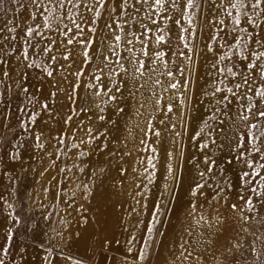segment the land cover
Segmentation results:
<instances>
[{
  "label": "rangeland",
  "instance_id": "rangeland-1",
  "mask_svg": "<svg viewBox=\"0 0 264 264\" xmlns=\"http://www.w3.org/2000/svg\"><path fill=\"white\" fill-rule=\"evenodd\" d=\"M177 2L182 9L186 0ZM220 3L221 0H216L217 5ZM136 8H140L139 13L129 7L130 15L126 14L124 19L129 20L137 36L143 31L140 24L147 25L151 31L144 38L145 45L166 55L163 62L155 57L149 61L138 51L141 45L135 43L136 56L156 71H146L145 88L126 104L121 102L125 111L116 113L112 102L105 103L107 97L96 96L95 89L88 87L97 83L94 74L101 75L97 68L103 67L104 55H110L108 46L113 33L104 27L108 12L102 11V17L92 24L93 13L83 7L73 9L78 23L83 18L84 34L68 45L72 55L64 61L61 54L65 51L66 38L55 29L67 24L75 31L69 19L52 21L53 30L41 27L42 36L28 38L27 28L42 24L39 17L32 20L29 16L35 9L28 6L27 0L17 4L0 0V28H4L0 32V47L4 49L0 58L7 61L3 68L11 75V79L0 77V101H6L13 113L9 120L0 121L6 125L0 127V249H7V254H0V258L5 264H74L78 260L83 264H193L191 259L184 261L180 256V245L184 244L189 251L192 246L198 251L209 248L203 241L215 240L220 230L244 244L240 264H264L261 243L256 244L261 253L256 260L248 252L252 237L241 230L239 210L233 212L229 207L231 203L243 204L238 193L248 194L237 181L243 165L234 160L231 165L226 163L233 159L231 148L235 137L244 131V122L239 119V104L244 101L234 102L228 117L216 113L219 119H210L217 107L215 100L221 95L212 97L211 93L216 87L223 89L234 84L229 82L230 76L225 79L212 67L218 57L208 52L207 46L215 49L224 45L225 40H231V35L226 33L233 25L212 0H194V7L188 10L191 27L188 17L181 19L180 9L168 4L163 10L139 4ZM223 8L236 14L227 2ZM245 11L252 14L250 8L241 10ZM150 16L158 21L162 31L152 24ZM168 16L173 19H166ZM177 19L179 25L173 22ZM254 19L264 27V13ZM220 20L225 23L220 25ZM89 27L96 32L89 33ZM241 27L251 30L243 22ZM220 28H224L223 33ZM116 31L123 38L124 33ZM158 35L165 37L164 44L155 42ZM86 38L94 43L89 49L91 62L82 65L83 45L79 41ZM26 39L33 47L24 43ZM45 47H51L52 51H43ZM24 48L29 55L24 63L33 65L25 69L23 84L29 89L28 94L21 93L17 87L19 73L11 71L23 67L17 56ZM118 51L130 55L123 42ZM225 52L231 55L227 46L220 49V54ZM53 55L56 61L50 59ZM232 63L226 59L218 67ZM48 70L53 71L51 77L46 74ZM77 70L83 71L79 78L73 74ZM108 71L105 68V73ZM167 71L174 75L168 77ZM115 79L104 76L108 87H112ZM156 79L161 81L158 87L154 86ZM170 82H181L183 86L171 89ZM74 84L78 87L73 91ZM69 93L75 102L68 99ZM124 95L128 96L127 91ZM156 96L162 97L160 105L155 103ZM42 103L49 105L50 116L40 108ZM141 104L144 106L140 107ZM166 104L173 106L172 112L166 111ZM220 107L223 109V105ZM32 115H36L35 121L30 120ZM69 115L72 120L65 124ZM101 115L104 120L99 119ZM149 124L161 133L159 137L148 130ZM261 127L264 130V120ZM88 128L93 135L99 132L105 135L89 143ZM201 128L203 132L193 139ZM220 128L225 131L217 137ZM209 134L222 147L210 145L209 150L202 152L198 144ZM37 135L41 137L39 141L35 139ZM169 151L173 153L171 159L167 157ZM206 153L217 161L212 173L207 172L204 163ZM150 159L155 167L148 163ZM169 164L173 169L171 175L167 170ZM200 172L206 173L204 178ZM205 180V187L193 195L196 184ZM220 189L225 191L217 196ZM244 214L250 215L247 209ZM250 224L258 227L256 221ZM259 232L264 233V228ZM196 241L202 247L194 244ZM141 249L146 252L143 261L137 259Z\"/></svg>",
  "mask_w": 264,
  "mask_h": 264
},
{
  "label": "snow or ice",
  "instance_id": "snow-or-ice-1",
  "mask_svg": "<svg viewBox=\"0 0 264 264\" xmlns=\"http://www.w3.org/2000/svg\"><path fill=\"white\" fill-rule=\"evenodd\" d=\"M19 2L20 0H11V3L13 4H17ZM225 2H227L231 9L236 10L235 15H233L232 11H228L226 8H223ZM27 4L30 8L35 9L34 11L29 12L30 18L32 20H36L37 17H39L42 20V24L38 23L35 27L29 26L27 28L25 36L28 38H31L34 35L42 36L43 33L39 31L41 27L49 31L53 30L52 21L62 22L65 18H67L71 21V24L74 25L75 31H73V28L69 27L67 24H63L62 29L59 25L55 29L56 31L61 32V34L66 38L65 51L61 54V58L64 61H68L72 55V49L69 48L68 45L73 44L76 36L84 34V29L82 27L83 18H81V23H78L74 18L75 14L73 9L79 10L83 7L88 12L93 13L90 19V23L92 24L96 23L97 19L102 17V11L108 12L111 22H109V19H105L104 27L108 28L113 33L112 42L108 46L110 55H104L102 62L103 67L97 68V71L100 72L101 75L94 74V80L97 83L89 84L88 87L95 89L94 94L96 96L107 97L105 103L112 102L116 113H123L125 111V107L122 106L121 102L126 104L129 98L135 97L141 89L145 88L148 83V80L145 79L146 71H156L154 67H151L148 63L136 56L135 53L137 49H135V43L138 42L141 45L138 51L142 56L147 57L149 61L155 57V59L163 62V58L166 55L164 52L150 49L145 45L144 38L147 37L148 32L151 31L147 25L143 23L140 24V28L143 29V31H141L139 36H137L136 31L133 30L129 20L124 19L125 15L128 14V8H135L137 13L140 12V8H136L137 4L149 5L153 8V10H163L166 4H168L171 8L180 9V5L177 0H151V3L150 0H135V3H132V0H27ZM212 4L217 8H221L226 13V17L230 19L233 27L228 33H226V35H231V40H225L224 45H220L215 49H213L211 45H208L207 51L214 52L218 57L216 63L212 65V67L216 69L217 74L223 75L225 79L230 76L231 80L229 82L234 84V87L225 86L223 89L220 87H216L214 89L211 93L212 97H216L217 93H220L221 95L219 99L215 100L217 107L210 119H219L216 113H221V115L228 117L233 103L239 102L240 100L244 101V103L239 104V119L244 122V131L240 132L235 137L234 146L231 148L233 159L226 161V163L231 165L234 160L243 165L237 176V181L238 186H242L244 191L248 194L242 195L238 193L237 195L239 196V201H242L243 204L240 205L238 203H231L229 207L233 212L239 210V219L243 221L241 230L249 233L252 237V239L248 242V252L251 256L255 257L256 260H259L261 253L257 251V242H260L262 248H264V233L259 232L260 228H264V214H261V209H264V175L261 174L262 171H264V163H260L261 160H264V130H262L261 127V121L264 120V51L260 50L264 49V27L255 21L254 16L264 13V8H262L264 0H221L219 5L216 4V0H212ZM193 7L194 0H186L183 8L180 9L181 19L187 16L189 27H191L192 18L191 16H188V10ZM245 8H250L252 10V14L250 15L247 11L241 12V10ZM61 12L63 14H60ZM114 13H116V15H113ZM149 19H151L153 25L157 26L158 31L163 30L159 27V23L156 19H152L151 16ZM166 19L171 20L173 18L168 16ZM173 22L177 25L180 24L179 19L174 20ZM242 22L250 25L251 30L247 27H241ZM224 23V20L219 21L220 25H223ZM114 25L115 28H113ZM125 25H127V30ZM4 27H7V25ZM117 29L119 32L124 33L123 38L120 34H117ZM257 29H259V31H257ZM3 30L4 28H0V32ZM13 30L14 29H8V31ZM182 31L186 32L189 31V29H182ZM88 32L95 33L96 29L89 27ZM220 32L223 33L224 28H220ZM69 33H72V35L69 36ZM13 39H15V37H13ZM180 39L183 40L184 37L180 36ZM212 39H215V37H212ZM121 42L124 44L125 51L130 55H122L118 51ZM155 42L157 44H164L166 42L165 37L163 35L155 36ZM24 43L27 44L28 47H33L27 39ZM51 43H55V41H50V44ZM79 43L83 45V58L81 64L84 65L91 62L89 49L92 47L94 41L91 38H86L79 41ZM225 46L229 48L231 55H229L228 52L220 54V49ZM97 47H99V45H97ZM185 47H188V45L185 44ZM43 51L51 52L52 49L51 47H45ZM0 52H4L3 47H0ZM5 55H7V53H5ZM21 56L23 57V60L20 59ZM113 57L115 59H113ZM28 59L29 55L27 48H24L21 50L20 56H17V60L23 67L11 70L19 73L17 87L23 94L29 93V89L24 87L23 84L26 75L25 69L33 66L31 64L24 63ZM50 59L56 61L57 57L53 55ZM226 59L233 61L231 66L225 65L223 68L218 67L219 63ZM6 63L7 61L5 59L0 58V77L11 79L10 71H6L3 68V65ZM126 64L128 66H125ZM69 67H71V65H69ZM164 67L165 69L167 68L166 63ZM105 68L109 69L107 73H105ZM180 72L181 75H183L182 69ZM46 74L51 77L53 75V71L48 70ZM73 74L79 78L83 75V71L77 70ZM166 74L168 77H172L174 75L172 71H167ZM105 75H107L110 80L113 77L116 78L112 83V87H108L104 82ZM141 80L144 82L141 83ZM0 83H2V80H0ZM220 83H223V80H221ZM160 85L161 81L156 79L154 81V86L158 87ZM182 86L183 84L181 82H170L168 88L176 89ZM76 87H78V85L74 84L73 91ZM168 88H165L164 91H168ZM125 91L128 93L127 97L124 95ZM50 95L55 96L56 93H51ZM68 99L75 102L71 93H69ZM161 101L162 97L156 96V105H160ZM181 103H184V101L181 100ZM0 105H3L0 107V121L9 120L13 115L10 106L6 101H0ZM220 105H223V109ZM143 106V104L140 105V107ZM40 108L48 113L49 116L51 115V110L47 103H42ZM100 110L103 111L102 108ZM166 111L172 112L173 106L171 104H166ZM99 119L104 120V116L101 115ZM30 120L35 121L36 115H32ZM71 120L72 116L69 115L64 120V123L67 124ZM253 120L255 122H251ZM161 123H163V121H161ZM220 123L223 124L224 121L220 120ZM3 126L6 125L0 124V127ZM174 127L175 126L173 125V128ZM148 130L156 137H159L161 134L159 131L152 128L150 124ZM224 131L225 130L223 128H220L216 133L217 137L223 134ZM201 132H203V128L195 133L193 139L199 137ZM145 134L147 135V133ZM86 135L90 137L87 142L91 143L92 140L105 135V133L99 132L97 135H93L92 129L88 128ZM176 135L180 134L177 133ZM35 139L39 141L41 137L37 135ZM57 139L59 140L60 137L58 136ZM210 145H217V141L216 138H213L209 134L206 140H202V142L198 144V147L202 152H205V150L210 149ZM39 146L42 148L43 144L41 143ZM75 146L76 145H74V147ZM217 147H222V145H217ZM172 156L173 153L169 151L167 153V157L171 159ZM148 163L152 167H155L151 159ZM204 163L208 166V173H212L213 169L218 166L217 161L207 153L204 156ZM167 170L171 175L173 171L171 164L168 165ZM205 175V172H200L201 178H204ZM205 184H207L206 180L204 183H197L196 188L193 190V195H196L199 190H202L205 187ZM223 191H225V189H220L216 195L219 196L220 192ZM253 198H255V203ZM257 204L260 205V208H257ZM193 207H195V205ZM245 209H247V212L250 215L244 214ZM201 219H203V217H201ZM250 221H256L258 227H253L250 224ZM197 223H199V221H197ZM219 223L223 224V221H219ZM250 227L252 228L251 232H249ZM149 231H151V229H149ZM8 239H11V235H9ZM203 243L207 244L209 248H205L200 251H198L195 246H192V250L189 251L184 244H181L180 248L182 251L180 256L184 261L191 259L193 264H240V258L243 255L241 249L244 247V244L238 241L235 237L223 234V230H220V234L217 235L215 240L208 239L203 241ZM194 244L202 247L200 241H196ZM209 249L211 250L209 251ZM129 251H131V248H129ZM0 254L6 255L7 249H0ZM145 258L146 252L144 249H141L138 252L137 259L143 261ZM44 259L47 260V257ZM105 259H107V257H105ZM0 264H5L3 258H0ZM74 264H83V262L78 260L75 261Z\"/></svg>",
  "mask_w": 264,
  "mask_h": 264
}]
</instances>
